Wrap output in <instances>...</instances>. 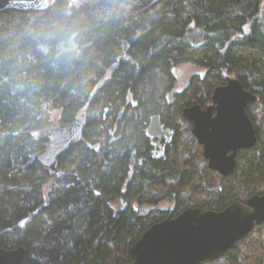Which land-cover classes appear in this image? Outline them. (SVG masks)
<instances>
[{"label":"trees","instance_id":"trees-1","mask_svg":"<svg viewBox=\"0 0 264 264\" xmlns=\"http://www.w3.org/2000/svg\"><path fill=\"white\" fill-rule=\"evenodd\" d=\"M184 62L203 71L171 96ZM225 69L257 96L246 108L256 144L238 150L229 175L209 168L183 115L213 104ZM87 104L85 141L51 175L33 155ZM254 194H264V0H50L0 11L4 247L25 246L29 264H119L154 223ZM199 264H264V222Z\"/></svg>","mask_w":264,"mask_h":264},{"label":"water","instance_id":"water-1","mask_svg":"<svg viewBox=\"0 0 264 264\" xmlns=\"http://www.w3.org/2000/svg\"><path fill=\"white\" fill-rule=\"evenodd\" d=\"M50 0H0V11L7 8L43 9ZM227 83L215 88L213 104L194 103L183 115L193 123L192 133L203 146L209 168L229 175L235 168L239 149L256 144V129L247 105L257 96L224 70ZM73 122L53 124L46 132V147L33 155L51 175L60 176L58 158L72 144L84 142L87 110ZM264 222V194H254L245 202L235 201L225 209L203 210L187 207L175 217L168 216L145 230L129 249L131 260L119 264H199L223 255L237 240ZM23 245L9 249L0 238V264H29Z\"/></svg>","mask_w":264,"mask_h":264},{"label":"rangeland","instance_id":"rangeland-1","mask_svg":"<svg viewBox=\"0 0 264 264\" xmlns=\"http://www.w3.org/2000/svg\"><path fill=\"white\" fill-rule=\"evenodd\" d=\"M173 71L177 77V80H176V83L173 87V90H172V93H171V96L173 95L174 92H177V91H181L184 89V87L186 86V84L188 83L189 81V77L192 73H195V72H202L203 69L193 63H188V62H184V63H180L178 65H176L174 68H173ZM58 113L59 112H55L54 113V117H55V122H56V118L58 117ZM156 128V127H155ZM159 129V128H158ZM155 130V129H154ZM154 130L151 128L149 129V133L151 135H153L155 132ZM161 130H158L157 133L158 134H161L160 132ZM163 133L165 134L166 138H170V132L166 129H162ZM50 183L46 184L45 188H46V191H48L49 187H50ZM118 204V202H117ZM160 207H163V208H167L169 206H171V202L170 201H163L159 204Z\"/></svg>","mask_w":264,"mask_h":264}]
</instances>
